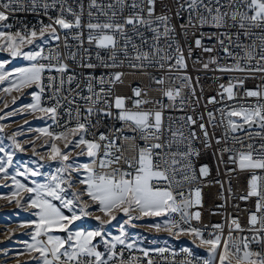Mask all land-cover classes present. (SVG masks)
Listing matches in <instances>:
<instances>
[{
  "label": "snow or ice",
  "instance_id": "snow-or-ice-1",
  "mask_svg": "<svg viewBox=\"0 0 264 264\" xmlns=\"http://www.w3.org/2000/svg\"><path fill=\"white\" fill-rule=\"evenodd\" d=\"M79 9L74 10L68 0H0V52L29 62L10 71L5 68L10 61L0 62V93L30 94L33 102L25 106L28 112L42 113L60 128V131L51 127L37 130L48 137L44 146L50 150L48 159L60 163L56 169L58 175H52L44 183L33 181V187L11 177L16 190L8 202H14L17 208L27 204L31 215L37 218L19 225L30 229L32 235L31 242H25V252L17 255L26 253L34 264H132L123 258L122 251H116L117 245H125L123 225L120 235L111 241L104 238L102 227L93 231L71 229L73 222L89 215L87 209L95 205L108 217L107 220L95 217L101 226L115 220L117 213L127 217L125 224L144 216L164 217L163 224L150 227L199 239L207 251L202 264H264V0H108L107 3L89 0L86 24L82 0ZM40 10L49 23L41 20L38 27L10 31L13 25L9 20L15 12ZM50 10L57 14L50 15ZM205 28L215 31L206 34ZM232 29H236L235 34ZM62 30L65 56L59 51ZM85 30L89 47L84 46ZM146 32L151 33L150 39ZM69 34L77 41V51L70 50ZM241 37L252 43L245 44ZM49 40L56 41L57 46L45 54L40 42ZM23 45L38 50L23 51ZM91 46L97 50L96 63L92 62ZM197 49L209 55L206 60L197 57L193 68L235 75L229 76L227 83L219 84L216 96L207 98V104L223 103L215 111L205 105L206 120L204 114H186L168 117L166 125L164 112L176 108L178 98L179 110L191 108L193 112L201 99L196 92L197 86L202 90L199 77L194 84L187 73V61ZM68 60L92 71L78 80ZM125 66L147 76V88L156 85L155 90L163 99L149 98L147 88L139 86L132 87L131 95L115 94L126 75L117 69ZM98 68L113 71L97 77L94 73ZM149 68L165 75L149 73L146 71ZM171 73H177L175 80L179 87L173 86ZM257 74L261 85L246 89V80L256 79ZM24 89L34 90L25 93ZM85 90L87 95L83 94ZM241 91L246 101L254 98L255 102L229 105L227 102L237 100ZM45 94L51 101L47 106ZM18 98L12 96L11 104H16ZM165 99L168 103H164ZM81 100L83 105L79 103ZM8 107L5 102L4 108ZM61 110L68 117L63 123ZM15 114L13 110L6 116ZM103 118L117 120L120 126L113 125L109 131L101 132ZM218 129H223L220 136L216 135ZM255 137L260 138L259 146L251 142ZM57 141L63 143L62 148ZM13 142L18 150L24 151L19 143ZM31 143L34 145L35 141ZM213 149L212 154L227 173L250 174L246 194L239 199L247 202L255 198V211L248 215L247 229L238 218L229 216L226 235L225 226L215 224L205 237L192 221H201L198 209L202 207V187L198 185L207 186L213 181L207 179L211 174L209 166L197 167V161ZM0 152H4L3 147ZM7 155V162L0 161V173L4 174L0 178L5 181L9 179L6 166L12 161L11 154ZM80 156H86L88 162L76 163ZM17 175L27 179L41 173L25 167ZM77 184L83 187L76 188ZM228 191L231 197L235 196L231 187ZM21 192L31 195H20ZM85 196L90 204L82 199ZM64 209L71 215H66ZM245 231L251 235H243ZM53 232L66 235L61 237ZM97 238L104 244V252L98 250ZM127 247L131 249L134 245ZM159 251L163 253L164 249ZM184 251L192 255L188 249ZM144 256L148 257L149 253L145 251ZM147 264L154 261L149 258Z\"/></svg>",
  "mask_w": 264,
  "mask_h": 264
},
{
  "label": "built area",
  "instance_id": "built-area-1",
  "mask_svg": "<svg viewBox=\"0 0 264 264\" xmlns=\"http://www.w3.org/2000/svg\"><path fill=\"white\" fill-rule=\"evenodd\" d=\"M84 4V17L83 22L86 24L88 22V16H87V10H88V3L89 0H82ZM104 3H107L108 0H103ZM81 3V0H68V4L76 11H79V4ZM160 11L159 7L157 9ZM50 15L55 16L57 12L55 10H50ZM128 12L125 11L124 15H127ZM71 18V17H69ZM103 19V18H101ZM43 20L44 23H49L48 17L43 15L42 10L38 12H31V11H18L15 12L12 17L9 20V23L13 25L12 29L10 31L15 32L16 30L22 29L24 27L31 28L33 25H36L38 27L39 22ZM206 34L210 33L212 31H215L211 28H205L203 30ZM259 31V30H257ZM233 34H235L236 29H232ZM145 35L150 39L151 33L146 32ZM87 36V30H85V47H89L87 45L86 41ZM68 44L70 45L71 51H77V41L72 39V35H68ZM243 42L245 44L252 43V40L246 39L244 37H241ZM255 39V37H253ZM139 42V41H137ZM181 42L184 43V38L181 37ZM64 43V35L63 30L61 34V41L59 42V51L61 52L62 56H65L66 50L63 47ZM163 43V42H162ZM44 49L45 54H48L49 52H52L56 49L57 42L56 41H48L47 43H43L41 45ZM209 46H212L211 44ZM83 49H80V52L82 53ZM96 48L94 46H91V53L93 63H96L95 60V53ZM102 55H105V53L102 52ZM185 55L187 56V47H185ZM209 54L202 53L200 50H195L193 54V58L188 60V70L187 73L193 78V82L195 84V80L197 77H199L200 85L202 86V90L200 86L196 87L197 95L201 97L195 112L191 108H186L184 111L179 110V98L177 99V107L173 109H166L164 112L165 117V124H168V117L173 118H179L184 115H196L199 116L200 114H204L205 120L207 119L206 111H205V105H207L208 110L218 109L222 106L221 104H207V98L210 96H216L218 91V86L220 83H227L229 76L235 75L231 73H218V72H204L202 70H197L196 68H193V62L197 57L206 60L207 56ZM220 56L223 62V53L220 52ZM80 60V56H77V61ZM230 62V61H229ZM68 63L70 64L71 68L74 70V73L77 75L78 80L82 76L86 75L87 73L91 72L90 69H81L77 66L76 63H73L71 60H68ZM120 71H124L126 73L124 77V84L118 85L115 89V94L118 95H131V89L132 87L139 86L142 89L147 88L148 86V77L143 75L142 73L133 72L132 69L128 67H124L122 69H117ZM113 71V70H106L103 68H98L95 70V75L99 77L101 74H104L106 72ZM149 73H155L157 75H165V72H157L156 69H146ZM47 75V74H46ZM170 75L173 76V86L179 87L180 84L178 81L175 80V77L177 73H171ZM217 76H222L223 79L217 80ZM257 85H261V80L259 78V75L257 74L256 79H249L246 80L244 87L246 89H254L257 87ZM72 87H75V84L72 85ZM156 85H153L151 88H147L149 93V98H157V99H163L159 92H157ZM187 93L188 98H190V93L188 90H185ZM67 95L68 93L65 92ZM84 95H87L88 93L86 90L83 92ZM45 105L51 104V101L48 100L47 94H45L44 97ZM246 102H252L254 103V98H248L246 101L243 97V91L240 93V97L235 101H228L227 103L229 105H235V104H244ZM81 105L84 104V101H79ZM164 103H168V101L165 99ZM67 107V105L65 106ZM151 107V106H149ZM217 119L219 120V113H216ZM60 119L61 123L66 121L68 119L66 113L61 110L60 112ZM115 125L116 127H119V121L113 120L110 118H103L101 122V126L99 128V131L101 132H107L111 129V127ZM178 125H173V127H176ZM49 127H51V130L53 131H60V128H58L53 121L50 119ZM258 131V129H257ZM223 132V129H218L216 132L217 136H220ZM248 143L249 141H245ZM257 146L260 144V138L255 137L253 141ZM232 144V141L229 140V145ZM237 147H239L237 145ZM214 151L210 150L205 155L202 156V158L197 161V167H199L200 164H207L210 168L211 174L207 178L208 180L213 181V183L208 184L205 186L204 184H200L198 186L202 187V207H200L198 210L201 212V221H192L193 226L201 228L203 231V234L205 237H207L209 232L213 231L212 225L215 224H223L225 226L224 231L225 235L227 234L228 228L227 218L229 216L238 218L241 226L245 229L248 228V215L250 212L255 211V198H252L251 200L245 202L241 201L239 199L240 195L246 194L247 189V181L250 178V174L247 172H236V173H227L225 171V167L222 164H218V161L216 157L212 154ZM225 159H227V156H225ZM229 167H232L229 165ZM220 181V183H215V181ZM229 180H231V184H229ZM221 184H223V188L221 187ZM231 187L232 193L235 194L234 197H231V194L229 193L228 189ZM220 205H223V207H219ZM236 205H239V207H235ZM178 219V217H177ZM243 235H251V233L245 231ZM194 248L191 250L188 247L179 246L177 248H169L164 249V252L161 253L159 248H138L133 247L129 249L125 245H117L116 251L123 252V258L125 260H131L132 264H147L148 259H152L154 261V264H181L182 261H188L191 260L192 264H202L203 259L207 258V251L206 248L202 245H200L199 239L193 238L192 240ZM184 249H188L192 255L189 256L188 252H185ZM147 251L149 253L148 257L144 256V252Z\"/></svg>",
  "mask_w": 264,
  "mask_h": 264
},
{
  "label": "rangeland",
  "instance_id": "rangeland-1",
  "mask_svg": "<svg viewBox=\"0 0 264 264\" xmlns=\"http://www.w3.org/2000/svg\"><path fill=\"white\" fill-rule=\"evenodd\" d=\"M50 41V40H49ZM41 45L43 42H40ZM23 51L38 50L33 49L32 46L23 45ZM10 61L5 65L7 70H12L17 67H24L29 64L23 57L13 58L8 52H0V62ZM34 89H24L25 93H31ZM0 99V116H6L8 112L16 110L17 114L12 116H6L5 119H0V125L3 126V131L0 132V147L4 148V152H0V161L7 162L8 155L11 154L12 161L10 165L6 166L7 175L9 179L5 181L0 178V264H34L30 260V257L25 253L24 255H17L20 252H25V242H31L32 231L28 228L20 227L21 224H26L31 221H35L37 218L31 215V209L27 208V204L23 208H17L15 203H9L12 199L11 193L16 190V185L12 182L11 177L15 176L21 183L26 184L29 187H33V181L36 183H44L52 175H58L56 169L60 167L58 161L49 160L48 156L50 150L45 145V141L48 137L40 134L38 129L49 128L50 119L44 116V114L35 112L29 113L26 105L32 103V96L30 94L21 95L13 91L11 96L3 95ZM12 96L19 97L16 104H11ZM9 104L8 108H4V103ZM27 121V123H26ZM19 143L24 151H20L16 148L15 143ZM31 141H35L33 145ZM59 147H63V143L56 142ZM33 148H35L36 154H33ZM72 156H75V152H72ZM88 162L86 156H80L76 158V163L84 164ZM25 167L38 170L41 175L35 177L29 175L26 179L25 176L17 175V171H23ZM4 174L0 173V177ZM7 185V186H5ZM83 186L77 184L76 188ZM20 195H31L21 192ZM4 197H7L5 199ZM19 198V197H17ZM89 204L91 201L87 197H82ZM59 206L58 201H54ZM66 215H71L64 209ZM78 212V209H76ZM89 215L83 216L80 220L74 221L70 226L73 231H93L103 228L104 238L111 241L112 237L120 235L121 225L124 226L125 246L128 244L134 245L138 248H159L169 249L177 248L179 246L188 247L191 250L194 248L192 240L193 236L188 234L171 235L167 231H157L154 227L156 223L163 224L164 217L144 216L140 219H133L129 223L125 224L127 217L123 213H117L116 219L111 221L110 224L101 226L95 219L96 216H101L107 220L108 217L103 216L95 205L88 208ZM137 215L136 213L133 214ZM54 235L65 236L66 233L53 232ZM11 237V238H9ZM99 248H105L104 244L97 238Z\"/></svg>",
  "mask_w": 264,
  "mask_h": 264
},
{
  "label": "crops",
  "instance_id": "crops-1",
  "mask_svg": "<svg viewBox=\"0 0 264 264\" xmlns=\"http://www.w3.org/2000/svg\"><path fill=\"white\" fill-rule=\"evenodd\" d=\"M99 250L101 251V252H104L105 251V248H99Z\"/></svg>",
  "mask_w": 264,
  "mask_h": 264
}]
</instances>
